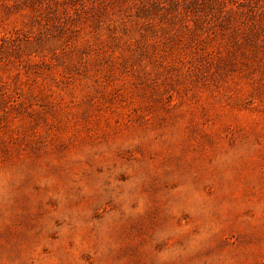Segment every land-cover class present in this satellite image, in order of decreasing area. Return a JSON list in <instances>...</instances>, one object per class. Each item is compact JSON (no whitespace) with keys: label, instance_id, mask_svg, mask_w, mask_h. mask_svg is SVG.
<instances>
[{"label":"rangeland","instance_id":"obj_1","mask_svg":"<svg viewBox=\"0 0 264 264\" xmlns=\"http://www.w3.org/2000/svg\"><path fill=\"white\" fill-rule=\"evenodd\" d=\"M0 264H264V0H0Z\"/></svg>","mask_w":264,"mask_h":264}]
</instances>
